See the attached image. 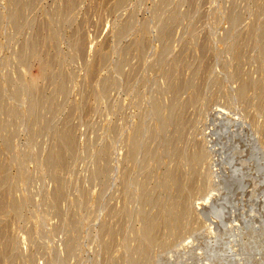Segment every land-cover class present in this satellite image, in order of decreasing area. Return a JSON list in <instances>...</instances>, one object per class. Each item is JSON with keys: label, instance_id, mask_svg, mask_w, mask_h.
Masks as SVG:
<instances>
[{"label": "rangeland", "instance_id": "rangeland-1", "mask_svg": "<svg viewBox=\"0 0 264 264\" xmlns=\"http://www.w3.org/2000/svg\"><path fill=\"white\" fill-rule=\"evenodd\" d=\"M0 264H264V0H0Z\"/></svg>", "mask_w": 264, "mask_h": 264}]
</instances>
